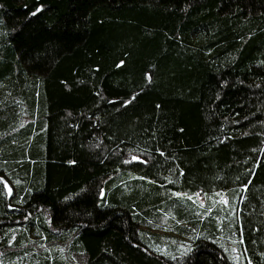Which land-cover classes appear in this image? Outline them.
I'll return each instance as SVG.
<instances>
[{"label":"trees","instance_id":"16d2710c","mask_svg":"<svg viewBox=\"0 0 264 264\" xmlns=\"http://www.w3.org/2000/svg\"><path fill=\"white\" fill-rule=\"evenodd\" d=\"M75 256L264 264V0H0V264Z\"/></svg>","mask_w":264,"mask_h":264},{"label":"rangeland","instance_id":"374dc122","mask_svg":"<svg viewBox=\"0 0 264 264\" xmlns=\"http://www.w3.org/2000/svg\"><path fill=\"white\" fill-rule=\"evenodd\" d=\"M180 196H182V195H180ZM193 201H194L195 205H197L199 207L205 205V202L207 201V204L211 205V207H213L214 209H218L220 211H221V205L227 204V199H226L224 193L211 195V196H209V200H205V198L203 196L195 195L193 197ZM172 242L174 243L175 241H172ZM183 247H184V245L182 243H180V242L176 243V250L177 251L183 250L184 249ZM74 261L78 264H82L84 262V258L82 256H75Z\"/></svg>","mask_w":264,"mask_h":264},{"label":"snow or ice","instance_id":"6c2138e0","mask_svg":"<svg viewBox=\"0 0 264 264\" xmlns=\"http://www.w3.org/2000/svg\"><path fill=\"white\" fill-rule=\"evenodd\" d=\"M11 192V189H9V193Z\"/></svg>","mask_w":264,"mask_h":264}]
</instances>
